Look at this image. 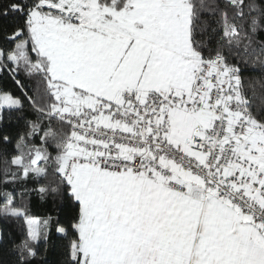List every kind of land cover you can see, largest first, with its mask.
<instances>
[{
	"label": "snow or ice",
	"instance_id": "6c2138e0",
	"mask_svg": "<svg viewBox=\"0 0 264 264\" xmlns=\"http://www.w3.org/2000/svg\"><path fill=\"white\" fill-rule=\"evenodd\" d=\"M0 264H264V0H0Z\"/></svg>",
	"mask_w": 264,
	"mask_h": 264
},
{
	"label": "trees",
	"instance_id": "16d2710c",
	"mask_svg": "<svg viewBox=\"0 0 264 264\" xmlns=\"http://www.w3.org/2000/svg\"><path fill=\"white\" fill-rule=\"evenodd\" d=\"M33 214L35 216H42L43 215L42 211L38 207L33 208Z\"/></svg>",
	"mask_w": 264,
	"mask_h": 264
}]
</instances>
